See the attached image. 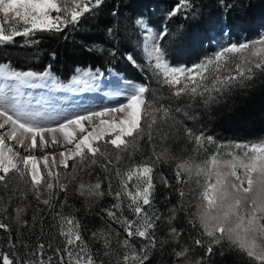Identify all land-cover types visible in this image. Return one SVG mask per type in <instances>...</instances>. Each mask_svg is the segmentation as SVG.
Wrapping results in <instances>:
<instances>
[{
	"label": "snow or ice",
	"instance_id": "obj_1",
	"mask_svg": "<svg viewBox=\"0 0 264 264\" xmlns=\"http://www.w3.org/2000/svg\"><path fill=\"white\" fill-rule=\"evenodd\" d=\"M102 3L103 0H0V43L12 42L17 36L31 39L38 31L62 32ZM191 8L190 0H178L167 18L181 11L187 14ZM135 24L140 29L146 62L159 82L175 97L202 101L205 111L226 100L233 89L246 87L258 74L264 75V35L250 41L229 40L213 56L190 67L172 66L160 43L169 35L167 27L157 32L143 19H136ZM108 33L113 35V29L109 28ZM110 54L114 57L116 52ZM127 60L139 67L132 55ZM26 89L43 91L33 95ZM99 91L110 100L99 108L73 99L75 94ZM57 92L66 95L56 97ZM147 92V86L126 80L112 69L106 73L99 68H76L64 82L53 75L50 66L34 72L0 63V185L5 192L11 190L9 202L16 200L11 219L20 229L36 226L35 215L32 224L25 219L32 207L28 203L31 195L55 212L54 226L62 241L55 249L51 243L47 245L52 255H47L42 240L33 248L23 244L25 257L10 258L0 252L2 264H103L85 240L79 220L64 213L67 200L59 202L56 210L58 193H67L69 183L77 181L75 191L80 196L98 200L107 195L115 201L100 212L107 221L119 224L125 234L121 239L116 233V244L122 250L116 264H145L149 247L155 246L154 231L161 219L153 209V172L161 160L175 164L179 208L189 216L188 223L198 236L208 240L205 246L203 238L194 239V244L206 247V251L188 264H206L214 246L225 240L256 264H264V140L217 142L202 127L197 130L176 120L170 108L156 106L147 99ZM63 100L70 101L69 106ZM184 118L194 123L198 120L196 113L188 111H184ZM141 140L152 147V153L136 162L133 157ZM170 140L187 141L193 155H173L167 147ZM202 152L204 157L198 161ZM97 164L105 176L95 183H85L82 176ZM185 176L189 179L185 180ZM193 176L198 186L195 205L185 202L191 193L183 190ZM113 178L118 181L115 188ZM103 181L108 183L107 191L102 189ZM163 184L170 186L167 178ZM125 199L132 218L124 215ZM176 211V207L170 209V220L176 218ZM0 229L12 231L3 220ZM170 232L175 237L181 235L176 227ZM137 237L148 243L137 249L133 243ZM92 238L102 240L104 255H111V232L101 229L93 232ZM8 243L13 250L16 248L17 241L11 237ZM187 252L188 249L178 251L176 257L185 259Z\"/></svg>",
	"mask_w": 264,
	"mask_h": 264
},
{
	"label": "trees",
	"instance_id": "obj_2",
	"mask_svg": "<svg viewBox=\"0 0 264 264\" xmlns=\"http://www.w3.org/2000/svg\"><path fill=\"white\" fill-rule=\"evenodd\" d=\"M190 2L192 8L189 13L179 12L176 16L168 19V13L175 7L178 0H103L100 7L86 13L77 25H69L62 32H45L42 33V36L40 31L36 32L37 38L35 40L38 43L36 48L38 53H35V56L28 58L26 55H28L29 50L20 53L15 44L9 48L10 52L3 53V60L13 59V63L10 65L19 71L42 72L50 66V70L62 80H68L76 68H90L92 70L99 68L105 72L112 69L126 80L147 86V99L156 106L165 105L172 108L176 118L180 116L176 114L175 109L180 108L184 111L189 106L197 107L200 105L201 110L197 113L196 108V114L205 117L204 122L207 127L222 134L226 124H235L245 121L246 118L250 119L256 115V111L264 112V75L258 74L252 81L248 82L246 87L233 89L226 100L220 104H213L210 111H205L202 101L183 96L181 99H186V101L182 102L177 97L172 96L171 93L156 92L146 70L142 66L134 67L127 60L128 55H135L133 40L128 31L131 29L132 20L137 17L145 18L158 31H162L160 25L167 27L169 35L160 43L172 66L190 67L196 64L204 55L203 53L196 55L198 50H202L205 54L212 53L214 43L210 44L209 34L211 31L221 34L220 30L217 29L221 23L223 26L229 25L228 28L224 29L231 35L238 31L240 35L237 37H246L247 35L251 40L257 38L264 30V22L261 21L263 24H260L258 20L264 19V0H190ZM227 5H232V7L228 8ZM157 22L161 24L158 26ZM109 28L113 29V35H109ZM184 37L190 38L193 42L188 55L186 50L180 46ZM112 51L116 52L114 57L110 54ZM32 59L37 60L38 66H28ZM156 95L159 99L156 98ZM230 104L232 107L228 108ZM257 134L251 137H241L237 140L258 142L261 135H264V131ZM167 147L173 155L178 156L181 154L183 140H170ZM68 171L71 172V169ZM160 174L163 179H168L170 186L165 187L161 184L160 190L158 189L160 196L156 197L154 210L161 219L157 221L154 231L155 246L149 247L148 259L145 264H180L183 261H185L183 264H188V262H195L204 256L206 247H198L194 244V239L200 237L197 230L186 223L189 216L185 215L179 208L181 201L175 191L178 186L176 181L174 182L175 177H171V166L163 167ZM104 176L105 173L97 164L93 165L90 173L83 175L82 179L85 183H95L97 179L102 180ZM112 183L114 188L118 186V181L115 178H113ZM78 184L79 181L69 183L67 193H58L54 201L57 205L56 210H59V202L67 200L64 213L74 215L79 220L81 232L96 254L97 260L103 261V264H116L117 255L122 251L116 244V233H120L122 239L124 238L123 232L117 228L115 223L107 221L106 216L100 212L101 208H108L115 201H112L111 196L107 197V195L98 200L82 197L75 191ZM107 187V181H103L102 189L107 191ZM2 188L3 186L0 185V198L5 201H0V220L8 223L12 231L6 233L0 229V252L9 254L10 258L25 257L26 250L22 245L27 244L29 248H33L42 240L46 245L47 255H52V251L47 249V245L51 243L52 248L55 249L62 242L59 238L58 229L54 226L53 216L55 212L38 203L34 197L29 195L28 203L32 207L25 219L29 221V224H32V218L35 215L36 226L20 229L11 219L14 215L11 209L16 206V200L13 199L9 202L8 197H3ZM187 201H191L192 205L195 203L194 198L192 200L190 195L186 197L185 202ZM173 207L177 208L176 218L170 220V209ZM126 216L132 218V213H127ZM5 217L8 218L5 219ZM41 219L43 220L42 223ZM172 227H176L181 232L179 237L171 234L170 229ZM101 229L112 234L110 256L104 255L105 249L102 240L92 238V233ZM10 237L13 241H17L14 250L8 243ZM143 243L148 242L144 241ZM207 243L208 240H205V246ZM228 246L227 244L215 245L214 256L206 258V264H256L247 257L245 258L243 254L231 252ZM183 249H188L187 257L177 259L176 252ZM0 264H2V258H0Z\"/></svg>",
	"mask_w": 264,
	"mask_h": 264
},
{
	"label": "rangeland",
	"instance_id": "obj_3",
	"mask_svg": "<svg viewBox=\"0 0 264 264\" xmlns=\"http://www.w3.org/2000/svg\"><path fill=\"white\" fill-rule=\"evenodd\" d=\"M260 3H257V4H260ZM181 13H183V11H181ZM136 19H143L144 21L147 22V20L145 18H142V17H137V18L132 20L131 29L128 32H129V34L131 36V39L133 40L132 44H133V46L135 48V55H133V58L137 61V64L139 66H142L146 70V73H147L148 77L150 78L152 84L155 86L154 89H155L156 92L161 91V93H167V94L171 93L172 94L170 89L166 88L167 86L166 87H163L164 85L162 86V84L159 82V80L157 79L156 75L154 74V72L149 67L148 63L146 62L144 49L142 47V37L140 36V29L135 24ZM258 20L260 21V24H263L264 19H258ZM261 21H263V22H261ZM157 24L159 26L161 23L157 22ZM160 26H161L160 27L161 30H163L164 25H160ZM217 29L220 30L221 34H218V32H214V31H211L210 34H209L210 44L212 45L214 43L213 52L205 54L202 50H198L195 53L196 55L197 54H201V53H203L204 55L199 59V61L197 63L201 62L202 60H204L207 57L213 56L215 51H217L222 44L226 45L229 42V40H231L233 42H243V41H246V40H248V41L251 40V39L248 38L247 35H246V37H244V36L237 37L238 35H240L238 33V31H235V33L233 35H231L230 33L227 32L226 29L223 28V23H221L220 26H217ZM221 29H223V30H221ZM154 30L159 32L156 29H154ZM45 32H48V31H40V35L42 36V33H45ZM224 35H226V36H224ZM261 35H264V30L260 33V35L257 38H255L253 40L258 39ZM229 36H231V37H229ZM185 37H184L183 41L180 42V46H182V49L184 48L186 50V53L188 55V51H189L191 45L193 44V42H192V40L190 38H185ZM36 38H37V34L36 35L34 34V36L31 39H28V38H25V37H22V36H17V37H15L14 41H12V42L0 43V63H7V64L13 63L12 62L13 59L3 60L4 59L3 53L10 52L9 48L13 47L15 44L17 45L16 48H17V50H19L20 53H24V50H29L28 51V55H26L28 58L32 57V56H35V53H38L37 49H36L37 45H38V43L35 40ZM185 50H184V52H185ZM28 66H31V67L38 66L37 60L32 59L31 62L28 63ZM47 68L48 67H46L45 69H47ZM51 72H52V70H51ZM53 75L56 76L54 73H53ZM105 78L108 79L110 77L106 76ZM60 80H62V79H60ZM62 81L67 82L65 80H62ZM36 90L40 91V89H36ZM42 91L43 90H41V92L36 93L35 90H31V89H26L25 90L26 93H32L33 95L42 94ZM65 95L66 94H64V93H59V92L56 93V97H61L62 98ZM104 97H106V98H104ZM181 97H183V96L177 97L178 100H180L182 102H184V100L186 101V99H181ZM156 98H157V95H156ZM73 99L76 102H83L85 104H89V105H91L93 107H96V108H99L100 106L105 104L103 102L105 100H108V102H110L109 97L103 91H99V92H95V93H91L90 92V93L75 94L73 96ZM157 99H159V98H157ZM63 103L67 107V106H69L70 101L63 100ZM190 104H192V103H190ZM198 104H200V103H198ZM231 105L232 104L228 105V108L229 107L231 108L232 107ZM199 106H197V107L196 106H189L184 111H188L190 113H192V112L196 113V108H197V113H198L201 110V108ZM170 109L172 110V108H170ZM184 111H181V112H176L175 111L176 114L178 116H180L179 118H176V115L173 112H172V115L175 117L176 120L182 121L188 127H192L194 129H197V130H199L202 127L204 132L206 134H208V135L213 136L214 140L217 141V142H223V143L246 142V141H240V140H237V139L241 138V137L256 136V135H258L257 133H260V132L264 131V112H262V111H258V112L256 111V115L255 116L251 117L250 119L246 118L245 121H242V122H237L236 121L237 123H235V124H229V123L226 124V126H224L225 127V129H224L225 131H223L222 134L219 133V132H214V130H212L209 127H207V125L204 122L205 117L203 115L202 116L197 115L198 116V120L195 123L192 122V121L186 120L184 118ZM229 139H233V140H229ZM260 140H264V135H261V137L258 139V142ZM248 143H251V142H248ZM159 147H160L159 146V142H157V146H156V150L157 151H159ZM209 147L211 148L212 146H209ZM59 150L60 149H56V151H59ZM169 151H170V149H169ZM213 151H214V149H213ZM151 153H152V147L149 146L146 143V140H141L139 142V144H138V150L136 151V154L133 157V159L136 162H139L142 159H145L147 157H151ZM181 155L182 156L193 155V153L191 152V146L185 140H183V147H182V150H181V154H179L178 156H181ZM203 157H204V153L202 152L198 156V161H199V159H203ZM124 163L127 164L128 162L125 161ZM165 166H171V177H175L174 176L175 164L172 161L165 162L164 160H161L160 162H158L155 165V169H154V172H153V182H154V185H155L154 192H153V209H155L156 197L160 196L159 193H158V189L160 190L161 184H162V186H164L163 178H162V176L160 174V170L163 169V167H165ZM188 179L189 178L187 176H185V180H188ZM174 182H175V179H174ZM89 183H91V182H89ZM2 189H3V193H1V194L3 195V197H8L9 198V196L11 195V190H9L8 192H5L4 188H2ZM183 190L185 192H187V193H191L190 197H191L192 200L194 198L195 203H196V196L198 195V186L196 184V178L194 176L188 183L183 185ZM169 199H170V197H169ZM0 201H5V200L0 198ZM112 201H114L113 198H112ZM127 203H128V201L125 199V201L123 203V211H124V215L125 216H126L127 213H130L128 211V208H127ZM195 203H194V205H195ZM13 209L14 208H12L11 210H13ZM149 211H151V210H149ZM193 211H194V207H193ZM129 218H131V217L129 216ZM186 223L189 226H191L188 223V221ZM116 225H117V228H120L121 231L123 232V229L119 226V224H116ZM122 235L125 236L124 232H123ZM200 238H203V239L207 240L206 237H200ZM143 242L144 241L140 240V238H138V237L133 241V243H134V245H135V247L137 249H139V247L142 244H144ZM222 244L229 245L228 247H229V250L231 252H236L237 254H243V255H245V258L247 257V259H250V261H254L251 258H249L245 253H243L242 251H240L237 248L233 247L226 240ZM97 253H98V251H97ZM212 255L214 256V253ZM218 256H220V254ZM184 262L185 261H183L180 264H183Z\"/></svg>",
	"mask_w": 264,
	"mask_h": 264
}]
</instances>
